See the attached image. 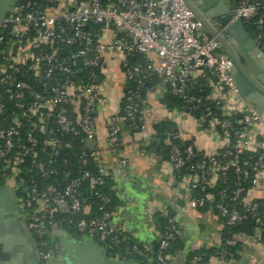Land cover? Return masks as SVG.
Segmentation results:
<instances>
[{
  "label": "built area",
  "instance_id": "obj_1",
  "mask_svg": "<svg viewBox=\"0 0 264 264\" xmlns=\"http://www.w3.org/2000/svg\"><path fill=\"white\" fill-rule=\"evenodd\" d=\"M237 19L262 23L264 0H240L230 11V22ZM249 35L264 54L261 35ZM111 64L125 81L117 112ZM232 68L183 0H15L0 19V185L15 193L41 264L59 253L60 244L47 248L49 233L90 239L113 260L174 264L172 247L185 230L179 216L203 210L217 217V230L190 242L183 264H236L241 252L223 248L236 243L259 249L264 259V109L240 97ZM152 78L158 82L145 88ZM157 84L181 106L159 113L150 105ZM99 116L121 174L126 144L142 149L157 139L154 125H170L160 142L171 206L144 212L154 253L135 239L119 207L108 206L102 190L117 188L95 142ZM89 199L97 200L95 213ZM249 218L256 224L251 234L225 236Z\"/></svg>",
  "mask_w": 264,
  "mask_h": 264
},
{
  "label": "crops",
  "instance_id": "obj_2",
  "mask_svg": "<svg viewBox=\"0 0 264 264\" xmlns=\"http://www.w3.org/2000/svg\"><path fill=\"white\" fill-rule=\"evenodd\" d=\"M206 1L218 3V1L227 0ZM13 2L14 0H0V15L8 13L7 9L12 7ZM107 78L110 81L109 96L114 111L117 112L122 103L125 81L118 66L112 64L108 65ZM165 93V87L157 84L155 90L147 95L150 105L156 108L159 113L162 112V106L166 107L162 101ZM149 122L148 120V127L151 129L152 126ZM106 135L105 121L99 116L96 119L95 142L101 149L104 163L112 173L113 183L117 188L115 192L121 203L119 214L123 217L126 226L135 232L137 239L150 243L154 240V237L144 223V212L149 208L171 206L168 200L169 168L156 151L144 152L142 149L136 148L132 141H129L123 148L124 157L129 161L128 168L125 174H121L113 164L110 153L105 147ZM179 220L182 221L185 230L181 236L183 247L176 250L174 264L185 262L186 249L190 242L208 239L216 232L218 227L217 217L207 210H203L199 215H181ZM15 238L17 236L14 235L13 239L7 240L10 252H2V244L0 243V264H32V258L28 257L26 244L23 242L14 243ZM86 240L82 241L75 238L63 240V246H60V256L58 258L52 257L50 264H71V256L74 259H79V254L82 255L84 250L89 247ZM58 244H60V237H58ZM69 253H71L70 257ZM236 263L264 264V259L259 249L245 245Z\"/></svg>",
  "mask_w": 264,
  "mask_h": 264
},
{
  "label": "water",
  "instance_id": "obj_3",
  "mask_svg": "<svg viewBox=\"0 0 264 264\" xmlns=\"http://www.w3.org/2000/svg\"><path fill=\"white\" fill-rule=\"evenodd\" d=\"M183 2L208 34L223 46L233 61L231 75L240 97L255 105L261 112L264 109V54L240 19L230 22V11L235 8V4L229 5L227 1H218L217 3L206 0H183ZM10 10L11 8L7 9V12ZM4 15L1 14L0 19ZM224 26H227L225 33L221 34L219 29ZM14 235L17 236L13 240L14 243L23 242L26 244L25 247L28 257L32 258V264H41L35 239L15 208V193L0 186V243L2 244V252H10L7 240L13 239ZM59 236L61 247L63 240L71 238L64 233L59 234ZM75 239L83 241L87 238L78 237ZM86 243L89 247L84 250L82 255L79 254V259L72 258L71 253H69L71 264H137L109 259L92 240L87 239ZM61 247L57 258L61 254ZM50 263L49 260L47 264Z\"/></svg>",
  "mask_w": 264,
  "mask_h": 264
},
{
  "label": "trees",
  "instance_id": "obj_4",
  "mask_svg": "<svg viewBox=\"0 0 264 264\" xmlns=\"http://www.w3.org/2000/svg\"><path fill=\"white\" fill-rule=\"evenodd\" d=\"M231 2L235 3V4H238L240 2V0H231ZM245 27L247 29V31L249 33H254V35H257V34H260L261 35V41L264 42V20L262 21V23L258 24L257 23V19H253V20H250L248 21L246 24H245ZM260 30V31H258ZM137 60V58H134V57H128V62L129 63H133ZM158 82V80H156L155 78H152L150 81H147V84L145 85V88L151 86L152 84H156ZM126 86H131V82L130 84L128 83ZM204 93V91L202 92V94ZM162 101L163 103L166 105V107L172 109V108H175V107H179L181 106V103H180V100L177 98V97H174L172 95H170L168 93V91H166V93L164 94L163 98H162ZM170 125L167 124V123H160V124H156L154 125V130L156 132V135H157V139L154 140L152 143L148 144L147 146L143 147L142 150L144 152H149L150 149L156 151L160 156H161V159L162 160H166L167 158V149L165 147V145H163L162 142H160V139H161V134L163 132V130L169 128ZM74 143L76 146H85V140L84 139H75L74 140ZM75 161H70V164H74ZM70 165V167H68L67 171L68 170H74V168ZM75 167V165H74ZM73 176V175H71ZM111 183H113V177L111 179ZM103 193H105L108 198H109V203H108V206L110 208H116V207H119L121 206V203L116 195V192L115 191H109L108 188H105L102 190ZM18 195H21L18 193ZM17 195V196H18ZM89 202H90V206H91V209H92V212L95 213L96 211V206H97V200L95 199H89ZM170 211H171V208L169 207L168 208ZM161 222L163 223L164 221L161 220ZM256 226L255 224V221L254 219L252 218H249L248 220L240 223L239 225L233 227V228H230L229 229V233L227 232V234L225 236H231L233 234H239V233H245V234H251L254 227ZM264 227V225H263ZM70 233H73V232H70ZM73 235H76V234H73ZM263 238H262V242L264 243V231H263ZM135 237H136V234H135ZM72 238H76V237H72ZM137 241H139L141 244H145L147 245L151 250L152 253H154V251L156 250L157 248V241L154 239L153 241H151L150 243H146V242H143V241H140L139 239H137V237L135 238ZM44 240L46 241L47 243V248L51 249L55 244H58V237L56 235H53L52 233L46 235L44 237ZM183 247V243L181 241V237L178 238L176 240V242L173 244V250L176 251L180 248ZM223 248L227 251V253H230V254H234L236 253L237 251L239 252H242L243 251V248H244V245H242L241 243H236L235 245L233 246H226L225 244H223ZM190 257V254H188L185 258L186 260ZM240 257V255H236L235 256V259L238 260ZM136 260H138L136 258ZM139 261V260H138Z\"/></svg>",
  "mask_w": 264,
  "mask_h": 264
},
{
  "label": "flooded vegetation",
  "instance_id": "obj_5",
  "mask_svg": "<svg viewBox=\"0 0 264 264\" xmlns=\"http://www.w3.org/2000/svg\"><path fill=\"white\" fill-rule=\"evenodd\" d=\"M232 61V60H231ZM232 64H233V61H232Z\"/></svg>",
  "mask_w": 264,
  "mask_h": 264
},
{
  "label": "rangeland",
  "instance_id": "obj_6",
  "mask_svg": "<svg viewBox=\"0 0 264 264\" xmlns=\"http://www.w3.org/2000/svg\"><path fill=\"white\" fill-rule=\"evenodd\" d=\"M152 149H150V151H151Z\"/></svg>",
  "mask_w": 264,
  "mask_h": 264
}]
</instances>
